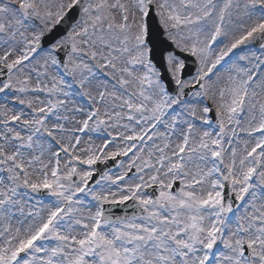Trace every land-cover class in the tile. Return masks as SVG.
<instances>
[{
    "label": "snow or ice",
    "instance_id": "1",
    "mask_svg": "<svg viewBox=\"0 0 264 264\" xmlns=\"http://www.w3.org/2000/svg\"><path fill=\"white\" fill-rule=\"evenodd\" d=\"M0 264H264V0H0Z\"/></svg>",
    "mask_w": 264,
    "mask_h": 264
}]
</instances>
